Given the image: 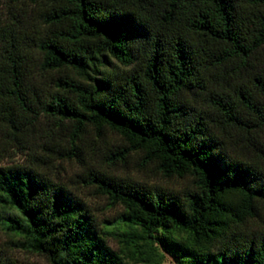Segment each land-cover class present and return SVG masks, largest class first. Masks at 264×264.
<instances>
[{"label": "trees", "instance_id": "16d2710c", "mask_svg": "<svg viewBox=\"0 0 264 264\" xmlns=\"http://www.w3.org/2000/svg\"><path fill=\"white\" fill-rule=\"evenodd\" d=\"M8 1L0 152L25 156L0 165L8 245L47 264H264V0ZM95 150L183 183L84 165L117 207L102 224L43 169ZM0 264L34 263L0 245Z\"/></svg>", "mask_w": 264, "mask_h": 264}, {"label": "rangeland", "instance_id": "374dc122", "mask_svg": "<svg viewBox=\"0 0 264 264\" xmlns=\"http://www.w3.org/2000/svg\"><path fill=\"white\" fill-rule=\"evenodd\" d=\"M7 6L11 7L10 1H0V10H4ZM112 62L114 61L112 60ZM113 139H115V136L113 134L107 133L103 139H96V144L98 147L103 148L107 146L109 142H111ZM23 158H25V156L17 151L0 152V165L8 162H20L23 161ZM85 163L86 164H82L80 162L67 159H55L51 166H48L46 168L43 167V169L44 171L50 174L52 179L59 180L60 182L66 184V186L71 191L83 196L87 200L95 218L101 223L105 218L111 219V217L116 212L117 207H110L108 205L106 206V204L103 202V198L94 195L92 187L84 181H81L75 175L76 173H79L81 170H83L84 165L90 163L95 165L100 164L103 168L109 169L110 171L116 174L130 175L150 183H158L173 186H177L178 184L183 183V180L162 179L161 177H159V175L155 174L150 169L138 167L132 160H129L127 164H125V166L111 165L109 163H106L102 159L101 154L97 150L93 152L91 157L87 159ZM112 229L113 228L106 229L109 232V234L107 235V241L109 245L117 249L121 246V243L118 241L120 237L115 234V229ZM0 245L6 253L11 254L19 262L47 264V262L41 256L31 255L29 253H26L10 246V244L8 245V236L1 231ZM159 264H173V262L171 261L168 255L164 254Z\"/></svg>", "mask_w": 264, "mask_h": 264}]
</instances>
